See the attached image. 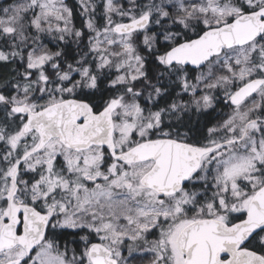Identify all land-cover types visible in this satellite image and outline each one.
I'll return each mask as SVG.
<instances>
[{
    "label": "snow or ice",
    "instance_id": "1",
    "mask_svg": "<svg viewBox=\"0 0 264 264\" xmlns=\"http://www.w3.org/2000/svg\"><path fill=\"white\" fill-rule=\"evenodd\" d=\"M0 264H264V0L0 7Z\"/></svg>",
    "mask_w": 264,
    "mask_h": 264
},
{
    "label": "trees",
    "instance_id": "2",
    "mask_svg": "<svg viewBox=\"0 0 264 264\" xmlns=\"http://www.w3.org/2000/svg\"><path fill=\"white\" fill-rule=\"evenodd\" d=\"M9 3L7 0L0 1V7H6Z\"/></svg>",
    "mask_w": 264,
    "mask_h": 264
},
{
    "label": "rangeland",
    "instance_id": "3",
    "mask_svg": "<svg viewBox=\"0 0 264 264\" xmlns=\"http://www.w3.org/2000/svg\"><path fill=\"white\" fill-rule=\"evenodd\" d=\"M0 1H4V0H0ZM7 1L10 2V3L12 2V0H7ZM74 2H75V0H73V3H74Z\"/></svg>",
    "mask_w": 264,
    "mask_h": 264
},
{
    "label": "flooded vegetation",
    "instance_id": "4",
    "mask_svg": "<svg viewBox=\"0 0 264 264\" xmlns=\"http://www.w3.org/2000/svg\"><path fill=\"white\" fill-rule=\"evenodd\" d=\"M70 3H73V0H69ZM215 115V114H214Z\"/></svg>",
    "mask_w": 264,
    "mask_h": 264
}]
</instances>
